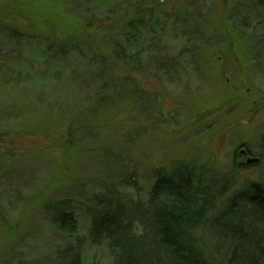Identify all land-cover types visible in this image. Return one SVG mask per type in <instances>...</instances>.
Returning <instances> with one entry per match:
<instances>
[{"label": "rangeland", "instance_id": "374dc122", "mask_svg": "<svg viewBox=\"0 0 264 264\" xmlns=\"http://www.w3.org/2000/svg\"><path fill=\"white\" fill-rule=\"evenodd\" d=\"M220 1L0 0V264L77 241L113 264L88 239L96 198L146 205L179 165L216 199L264 189V0ZM63 200L75 233L45 210Z\"/></svg>", "mask_w": 264, "mask_h": 264}, {"label": "trees", "instance_id": "16d2710c", "mask_svg": "<svg viewBox=\"0 0 264 264\" xmlns=\"http://www.w3.org/2000/svg\"><path fill=\"white\" fill-rule=\"evenodd\" d=\"M220 2L226 10L229 0ZM180 166L178 172H157L146 205L124 201L115 192L98 196V208L89 212L91 243L108 240L109 249L116 252L113 264H264L263 185L250 183L229 197L225 192L216 199L189 166L172 169ZM67 208L69 202L63 200L45 210L60 228L75 233ZM205 226L217 237L212 247L206 241L207 253L200 244ZM81 249L77 241L60 250L59 264H82Z\"/></svg>", "mask_w": 264, "mask_h": 264}, {"label": "water", "instance_id": "95a60500", "mask_svg": "<svg viewBox=\"0 0 264 264\" xmlns=\"http://www.w3.org/2000/svg\"><path fill=\"white\" fill-rule=\"evenodd\" d=\"M241 155H243V156H244V155H245V152H244V151H242V152H241ZM254 161H256V160H248V163H251V162H254Z\"/></svg>", "mask_w": 264, "mask_h": 264}, {"label": "flooded vegetation", "instance_id": "af4514ba", "mask_svg": "<svg viewBox=\"0 0 264 264\" xmlns=\"http://www.w3.org/2000/svg\"><path fill=\"white\" fill-rule=\"evenodd\" d=\"M243 156V155H242ZM245 156V155H244Z\"/></svg>", "mask_w": 264, "mask_h": 264}]
</instances>
